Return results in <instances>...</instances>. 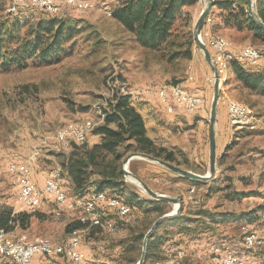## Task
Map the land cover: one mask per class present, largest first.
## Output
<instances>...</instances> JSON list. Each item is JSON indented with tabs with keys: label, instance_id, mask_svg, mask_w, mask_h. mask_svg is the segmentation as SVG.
Segmentation results:
<instances>
[{
	"label": "rangeland",
	"instance_id": "1",
	"mask_svg": "<svg viewBox=\"0 0 264 264\" xmlns=\"http://www.w3.org/2000/svg\"><path fill=\"white\" fill-rule=\"evenodd\" d=\"M121 2L122 0H82V4H77L76 0L70 4L60 2L57 13L39 8L20 7L14 11V14H9L8 9L12 5V0H0V37L5 38L6 49H13L20 39L37 35L43 25L53 27L51 35L47 37L48 43L51 44L54 38L57 42L56 30L63 26V34L60 36L61 49L56 51L55 45H51L52 57L47 58L48 61H42L36 56L22 68L13 63L5 65L3 59H0V214L11 211L6 226L12 234L17 229H23L20 214L36 213L42 205L35 211L21 207L18 201L19 187L16 176L9 170L10 163L31 164L32 180L38 186L47 177L52 176L54 169L59 168L61 175L57 178L58 182L71 197L76 195L72 185L62 173L64 149L68 147L56 140L57 132L62 127L73 124L71 122L90 120L94 126L103 123L104 110L109 107V99L117 88L122 93L131 94L134 85L138 83L159 85L160 92L163 89L171 91L173 86L180 84L190 92L198 93L202 100L204 97V106L201 109L203 111L181 112L183 113L181 118L184 119L189 115L191 118L186 121L193 123L201 119L199 115L203 113L204 134L201 135V128L193 127L186 133L178 134L173 131V136L167 140L170 144L168 149L173 150L176 159L174 164L199 174H207L209 171L210 115L215 82L207 79L208 75L204 70L208 72L211 67L203 58L195 40L194 29L192 57H180L169 61L163 56L162 51L139 46L134 37L114 18L113 8ZM9 31L14 34V38ZM253 38L250 43L261 48L264 53V40L255 34ZM46 45H41L40 51ZM195 49L197 52H194ZM195 53L199 60L196 59ZM210 72L211 76L213 72L212 70ZM228 72L224 71L221 78L219 99L221 110L224 109V104L228 106L230 98L236 99L254 108L255 112H252V115H256V118L252 121L257 122L253 127L248 122L241 128H234L227 119L226 126L228 127L229 123L233 130L226 146L222 145L220 139L217 149V169L213 179L203 184H196L197 186H193L196 190L191 192L189 189L192 187L191 179L185 182V185L176 186L175 183L183 176L147 158L137 156L130 160L125 168L158 193L182 194L189 190L192 197L198 198V190L202 189L203 192L199 196L201 198L204 190H219L212 193L207 201L222 204L221 206L226 205L224 207L226 209L235 210L239 206L251 212L253 219L255 218L254 223L251 226L246 224L238 239H226L229 244L223 249L225 251L226 247H229L240 257L253 259L257 264H264V200H262L264 198V96L252 93L238 83L229 86L226 96L223 93L225 85L229 83V78L231 81L234 79L233 70H230L229 76ZM152 101L154 103L152 107L155 106L156 109L163 107L157 96L154 95ZM220 133L222 138L223 132ZM96 137L99 136L92 132L85 142L91 143ZM202 142L203 148H200ZM120 151L123 152L125 149L121 148ZM133 152L135 151L131 148L124 159ZM144 168L145 170L149 168L151 171L143 177L139 175V170L142 171ZM162 172L167 173L169 177L170 175L176 177V180L174 178L172 185L168 181V184L161 182L162 184L157 183L152 187L149 184L151 180L147 178H154L155 174L159 175ZM124 181L125 186L122 190L114 192L107 189L108 193L122 197L129 205L130 194L144 199H156L134 178L125 175ZM234 190L245 192L246 199L234 201L228 199L225 202V196L232 198L235 195L229 194L235 193ZM46 207L52 209L55 204L47 201ZM165 207V211L169 213L176 206L168 202ZM79 214L78 210L63 208L60 215L56 216L52 211L48 212L44 214L46 219L34 224L31 218L28 226L29 238L46 236L56 241H63L69 236V233L68 236L66 235L67 225L76 221ZM105 217L108 218L106 222L112 223L111 219H113L117 229L115 231L114 224L111 228L89 229L82 242L88 262L138 264L143 251L144 237L160 217L159 213L154 211L147 214L146 206L136 205L133 212L131 209L128 217L121 218L110 210L104 212L102 218ZM183 219L192 221L190 216ZM187 228L189 227L186 222L176 220L167 221L155 229V234L150 236L149 252L152 254L145 260V264H214L212 258L224 254L217 245L222 239H207L205 235L181 238L183 236L178 234L186 232ZM249 232H255L257 235L253 247H247L244 243L243 238ZM135 233L144 234L137 243L132 241ZM55 261L57 260L54 259L53 262ZM58 263L66 264V261L60 260Z\"/></svg>",
	"mask_w": 264,
	"mask_h": 264
},
{
	"label": "trees",
	"instance_id": "2",
	"mask_svg": "<svg viewBox=\"0 0 264 264\" xmlns=\"http://www.w3.org/2000/svg\"><path fill=\"white\" fill-rule=\"evenodd\" d=\"M198 0H122L113 8L112 14L143 48L162 51L163 56L169 60L180 57H192L193 55V31L190 28L191 14L185 9L187 5L195 4ZM226 8L222 13L224 22L228 25L242 29L248 26L255 34L264 40V31L250 18L248 10L244 6L233 7L230 1L221 3ZM53 30L52 25H43L39 33L33 37L20 39L17 45L6 49L5 38L0 37V59L3 64H15L17 67H25L28 61L36 56L42 61H48L52 57L51 45L55 50L61 49L63 26L56 30V39L48 43V36ZM14 38V34L9 31ZM11 38V39H12ZM56 42V44H54ZM47 44L42 51L40 46ZM51 51V52H50ZM54 51V50H53ZM212 54V51H210ZM232 70L235 81L252 93L264 96V70L254 69L250 64L235 60L232 62ZM132 96L125 94L117 88L109 99V107L104 110L103 123L95 125L93 132L100 138L96 142L91 141L77 143L72 142L71 150L62 161V173L68 177L75 193L81 194L93 189L95 192L110 189L117 192L125 186V174L122 170V162L125 154L132 148L133 151L161 158L174 163L176 161L173 150L160 146L147 134V128L143 115L131 103ZM125 151L121 152L120 149ZM194 184H203L202 181L190 180ZM243 196L246 194L243 192ZM241 195V194H239ZM130 206H146L147 214L158 212L159 216L167 213L165 200L140 199L135 194L128 198ZM35 213L20 214L21 227L28 228L30 219ZM11 211L0 214V227L8 229L7 223ZM239 218L253 219L251 212H244ZM183 215L165 219L157 227L167 221L181 220ZM17 220V219H15ZM18 221V220H17ZM84 227L79 221H73L66 227V232L72 229ZM156 228V229H157ZM9 230V229H8ZM156 231L152 235L155 234ZM144 234H134L132 241L137 243ZM151 237L148 240V253L146 260L151 257Z\"/></svg>",
	"mask_w": 264,
	"mask_h": 264
},
{
	"label": "built area",
	"instance_id": "3",
	"mask_svg": "<svg viewBox=\"0 0 264 264\" xmlns=\"http://www.w3.org/2000/svg\"><path fill=\"white\" fill-rule=\"evenodd\" d=\"M60 2L70 4V0H12V8L9 14L19 7L39 8L50 13H57L60 9ZM77 4H82V0H77ZM76 5V4H75ZM208 45L212 49V58L216 65L220 79V58L219 49L228 48L236 49V55L245 56L246 63L258 65L263 56L259 54V47L251 43H247L239 48H233L228 43H218L209 38ZM208 81L215 82L214 74L207 77ZM144 92L157 96L161 105H163L168 113H175L177 108H181L188 113H196L204 106L203 103H196V94L183 95L181 88L173 91L160 92L159 85H147L142 89L135 88L132 94ZM228 111L229 123L240 122L242 117H250V124L255 126L251 121V113L249 110L238 109L236 106H226ZM79 124V131L76 134H69L66 128L58 130L56 140L65 146H71L72 142L83 143L87 140L90 133L93 132L95 126H90V120L71 122ZM9 170L16 176L19 187L18 201L22 208L28 211H35L44 201L46 197L51 198L57 207V214L63 208L70 210H78V219L84 224V227L74 228L69 236L63 241H56L50 237H41L37 239H29L26 235L15 237L5 227H0V264L11 262L14 264H30L35 256H32V249H39V255L56 256L62 255L66 264H90L85 251L82 248L83 237L88 233L91 227L111 228V222H106V218H98V208L114 211L121 218H125V214H130L131 206L122 204L117 200L115 195L106 193L105 195H86V191L81 193V200H71L67 192L56 191L55 177L56 172H61L59 168L52 171V176L47 177L42 187L36 185L32 180L31 164L26 162H12ZM196 189L191 188V192ZM264 200V198H262ZM253 200L251 199V202ZM257 235L255 232L246 233L244 243L247 247H253L256 243ZM215 264H257L250 258L240 257L226 247L224 254L219 257Z\"/></svg>",
	"mask_w": 264,
	"mask_h": 264
},
{
	"label": "crops",
	"instance_id": "4",
	"mask_svg": "<svg viewBox=\"0 0 264 264\" xmlns=\"http://www.w3.org/2000/svg\"><path fill=\"white\" fill-rule=\"evenodd\" d=\"M224 1L232 2L233 7L244 6L248 10L247 0H214V5L210 9V12L206 18V23H205V25L201 31V38L206 43L209 51H212V49L208 45V40L212 36V34H214V33L220 34L223 38H225V40L228 42V44L232 45L233 48H239V47H241L247 43H250V40L254 39L253 38L254 32L248 26H245L242 29H237L235 26L228 25L224 22V19L222 17V13L226 12V8L221 5V3ZM206 6H207V0H198L195 4L187 5L185 7V9L191 14L190 28L192 30L194 29L199 17L201 16V14L204 11V9L206 8ZM253 6H254V10L257 13V15L259 16V18L264 22V0H253ZM194 52H197V50L195 49ZM195 56H196V59H198L197 53H195ZM203 58H204V56H203ZM253 67H254V69L264 70V59L258 65L253 66ZM220 70H221V76H222L224 71L230 72V70H232V67L230 69H227V70H222V69H220ZM204 71L208 76H210L211 70H208V72H207L205 69ZM229 72H228V76H229ZM228 81H229V83L228 82L226 83L227 86L225 85V89L223 91V93L226 96H228L227 91H228L229 86H235L234 84L237 83L235 81V74H234V79L231 81V79L229 78ZM147 85H150V84L138 83V84L134 85V89L135 88L142 89L144 86H147ZM132 95L133 96H132V102L131 103L143 115L144 120H145V124H146V128H147V134L150 138H152L156 142V144L170 148L169 147L170 144H169L167 139H169L170 137L173 136L172 135L173 131H175L178 134H181V133H186L188 129L192 130L193 127L194 128L197 127V128H201V130H200L201 135L204 134V132H203L204 123L203 122H204L205 117H204V115H202L203 113H201V115H199V117L201 119H198L196 123H193L191 121L187 122L186 120H189V118H191V117L189 115H186L187 116L186 118H184V119L181 118L183 116V113H181V112H183L182 109H177L175 113H168L163 105H162L163 106L162 108H158V109H156L155 106L152 107V105L154 104L152 101L154 95L147 94L144 92H141V93L138 92V93H135ZM226 106L227 105L224 104V109L221 110L220 103L218 104L217 136H216L217 137V149L219 147L220 139H222L221 141H222L223 146H226L228 144V139L230 137L231 131L233 130L231 128V126L229 125V123H228V127L226 126L227 125V119L229 122L228 111H227ZM250 108H251L252 112H255L253 107H250ZM200 111H203V110H200ZM191 116H196V115H191ZM254 116L255 117L253 119L256 118V115H254ZM256 122H255V124H256ZM220 132H223L222 138H220V136H221ZM99 138L100 137H96L92 141L97 142L99 140ZM174 144H176V143H174ZM200 148H203V142L200 145ZM64 150H65L64 156H67L68 153L70 152L71 148L65 147ZM133 158H135V157H133ZM132 159H130V160H132ZM139 171H140L139 175L144 177V176H147V174H149L148 172L151 170H149V168H148V170H145V168H144L142 171L141 170H139ZM174 178L176 180V177H172V175H170V177H169L167 173L165 174L164 172H162V174H159V175L155 174L154 178H147V179L149 181L151 180L149 184L152 187H154L153 185H156L157 183H161V182L168 184V181H170V183L172 185ZM182 178H185V177H181V179H179L180 181L175 183L176 186L185 185L186 184L185 182H188V180H190V179H186V178L184 180ZM66 180L68 181V183L70 185H72L68 177H66ZM44 181L40 184V187L43 186ZM188 184H190V183H188ZM190 185L192 186L191 188H195L193 186H197L194 183H191ZM191 188H189V189H191ZM155 189L158 191L157 188H155ZM92 191H94V190L91 189L90 192H87V193H92ZM218 191L219 190H204V193H203L201 198L199 196L203 192L202 189L198 190V194H199L198 198L196 196L192 197L189 194L190 193L189 190L182 192V194H178V193H176V194L164 193V194L171 196V197L181 198L183 201V208H182V211L180 214L183 215V217H185V218L188 216H190V218H192L191 219L192 221H190V222L185 221L183 218L181 219V221L186 222L187 227H189V228H187L186 232H180L178 234V235L183 236L181 238H188L190 236L194 237L195 235H197V237H202L203 235H205V236H207L206 237L207 239H222L221 241H218L219 243L217 242V245H219V247H220L219 249H222V251H224L223 248L227 244H229V242L226 239H238L240 237L242 228H244L246 226V224L251 226L252 223H254L255 218L251 219V220L239 218L238 216H240L244 212H247V211H245L246 209L240 208L239 206L236 207L235 210H232V209L224 208L226 205L221 206L222 204L211 203L210 201H207L211 198L210 196L213 195L212 193H215ZM234 192L235 193H229V194H233V195L235 194L232 198L231 197L226 198L227 196H225L224 201L227 202L228 199L232 200V201H234L235 199L236 200L237 199H244V200L246 199V196L245 195L243 196L242 191L234 190ZM76 194H78V193H76ZM239 194H241V195H239ZM140 199L143 200L144 198L140 197ZM47 201L54 203V201L51 198L46 197L44 199L43 203L41 204L42 206H40L41 208L32 217V224H34L35 222L40 221L42 219L43 220L46 219L44 214H46L48 212L52 211L53 214L56 216L61 214L62 209L59 212V214H57V207H56L55 203H54L55 207H53L52 209L51 208L49 209L48 207H46ZM131 208H132V212H133L134 207L131 206ZM66 209L70 210L68 208H66ZM106 220H108V218H106ZM111 221H112L111 225L114 224L115 231H116V229H117L116 223L114 222L113 219H111ZM28 230H29V228L25 229V230H23V229L18 230L17 229V230H15V232L12 235L15 237L26 235L27 237H29L30 234L28 233ZM66 235L68 236V233H66ZM41 237H46V236H41ZM41 237H32L29 239L33 240V239H37V238H41ZM195 239H197V238H195ZM201 239H203V238H201ZM54 259L57 261L53 262ZM218 259H219V257H213L212 258L214 264L217 262ZM60 260H65L64 256H62V255L46 256V255H39L38 254L34 257V259L30 262V264H60V263H58ZM174 261L175 260H172V262H174ZM3 264H14V263L7 262V263H3Z\"/></svg>",
	"mask_w": 264,
	"mask_h": 264
},
{
	"label": "water",
	"instance_id": "5",
	"mask_svg": "<svg viewBox=\"0 0 264 264\" xmlns=\"http://www.w3.org/2000/svg\"><path fill=\"white\" fill-rule=\"evenodd\" d=\"M214 5V0H207V6L202 12L201 16L199 17L195 27H194V33H195V40L197 41V44L208 62V64L211 67V70L214 74L215 77V83H214V97H213V102H212V108H211V115H210V162H209V171L207 174H199L196 172H193L191 170H188L186 168H183L177 164H174L172 162L163 160L161 158H157L152 155H148L142 152L135 151L133 153H130L123 161L122 165V170L125 175L134 178L135 180L139 181L144 189L154 198L159 199V200H165L167 202H171L175 204V209L172 212H169L163 216H160L152 225V227L149 229V231L146 233L143 241V251L141 258L138 262V264H145L146 260V253H147V247H148V240L150 236L153 234L157 226L160 224L161 221L165 219H169L172 217H175L179 215L182 211L183 208V201L179 197H171L167 196L165 194H161L153 190L152 188L149 187V185L143 181L140 177L134 175L132 172L127 170L126 164L132 159L133 157L136 156H141L144 158H147L149 160L155 161L164 167L168 168L170 171L179 174L180 176H183L187 179H192L196 181H202L206 182L214 178L216 169H217V111H218V104H219V99L221 95V86L222 82L220 80L219 73L217 71L216 65L213 61V58L211 56V53L206 45V43L202 40L201 38V31L206 23V18L210 12V9ZM247 5H248V13L251 18V20L264 31V22L259 18L257 13L254 10L253 6V0H247Z\"/></svg>",
	"mask_w": 264,
	"mask_h": 264
},
{
	"label": "bare ground",
	"instance_id": "6",
	"mask_svg": "<svg viewBox=\"0 0 264 264\" xmlns=\"http://www.w3.org/2000/svg\"><path fill=\"white\" fill-rule=\"evenodd\" d=\"M39 1H46V0H39ZM75 1L76 0H70V2H72V3H74ZM80 6H82V5H80ZM84 7H86V6L84 5ZM11 8H12V5L9 7L8 10L11 11ZM210 38H212L214 41H217L218 43H228L225 40V38H223L220 34L214 33V34H212V36ZM259 54H261V56H264L263 50L261 48H259ZM219 58H220V69H222V70L230 69L232 67V62L235 60L246 63L245 62V56L236 55V49L220 48L219 49ZM248 64H250L251 66H254V64H252V63H248ZM179 88H181V92L183 95H191V92L180 84L173 86L170 90L173 91L174 89H179ZM168 91H169L168 89H163L161 92H168ZM202 102H203L202 97L200 95L196 94V103H202ZM228 106H236L238 109L249 110V112L251 113V121L255 117L254 115H252V110L248 104L240 102L236 99H230L228 102ZM248 122H250V117H242L240 119V122H232V126L234 128H241L244 125H246ZM90 126H94V124L90 123ZM62 128H66V132H68L69 134H76L79 131V124L73 123L69 126H65ZM60 175H61V172H56V177H55L56 191L66 192L62 188L60 183L58 182L57 178ZM106 193H108L107 190H101V191H97V192L93 191V193H87L86 195H105ZM112 195H115L117 200L121 201L122 204L130 206L128 203H126V201L122 197H120L116 194H112ZM69 198H71V200H81V194H76L73 197H71L69 195ZM105 211H106L105 208H98V218H102ZM128 215L129 214H125V217H127ZM38 254H39V249H32V256H36Z\"/></svg>",
	"mask_w": 264,
	"mask_h": 264
}]
</instances>
